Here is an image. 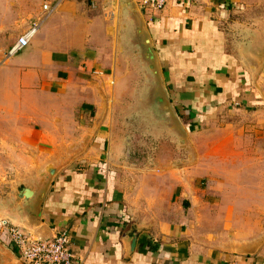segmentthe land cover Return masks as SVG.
<instances>
[{"label":"crops","instance_id":"0c3cea01","mask_svg":"<svg viewBox=\"0 0 264 264\" xmlns=\"http://www.w3.org/2000/svg\"><path fill=\"white\" fill-rule=\"evenodd\" d=\"M132 1L180 122L193 129L205 119L207 136L229 143L208 156L207 186L163 152L151 166L120 161L119 107L137 105L120 95L135 87L127 73L139 61L121 0H0V150L8 167L36 177L62 164L39 227L15 196L21 179L0 195V220L44 236L67 229L74 264H264V211L247 187L259 182L244 177L260 149L247 142L264 133V0H167L159 11ZM33 22L29 45L8 56ZM220 115L228 118L216 127ZM222 163L232 172H215ZM0 244L8 264H23L2 233Z\"/></svg>","mask_w":264,"mask_h":264},{"label":"rangeland","instance_id":"374dc122","mask_svg":"<svg viewBox=\"0 0 264 264\" xmlns=\"http://www.w3.org/2000/svg\"><path fill=\"white\" fill-rule=\"evenodd\" d=\"M249 44L250 41L248 40L247 46H249ZM133 64L134 65L131 69L134 71V73H127L130 74L127 83L134 82L135 87L133 89H127L128 92H125V95L120 96L124 98H132L133 102L137 103V105L133 106L135 108L133 112L131 110L125 109V106L123 105L119 107L120 113L122 112V115L120 114L121 117L117 122L119 129L124 130L126 133L124 139L127 146L126 155L123 151L120 161H124L125 163L129 160L131 162L134 161L138 165L147 164L151 166L152 162H154L156 154L158 153L157 151L163 152L167 155L165 156V159L168 166L178 169L188 168V170H186L187 175H196L197 179L199 180V184H202V187H206L208 183L206 176L207 171L209 170L207 167L208 156L212 155L211 159L215 155L222 156L224 149L228 151L229 143H227L224 147L222 136H219V138L208 137L207 129L211 128L212 125L208 126V121L205 119H203L202 125L197 126L198 128L194 127L193 129H188L187 126H183L181 123L187 134L183 143L180 142L181 139L178 137H170L168 136L170 134L167 135V132L158 131L159 128L156 127V124L153 122L149 120H140L142 119V112L140 111L141 106H139V104L142 105V107L143 105L146 106L142 98L145 96H154L156 82L152 75L144 74L146 72L142 71V66L139 65V62H133ZM147 85L150 86V93H148ZM226 118H228V116L220 115L218 119L219 121L216 122L215 126L219 127L218 123ZM247 144H257L260 147V149L257 151L258 153H248L247 160L249 164L250 162L251 164L249 165L250 168L245 170L244 177L249 180H255L259 182L257 185L254 183L255 185L249 184L247 187H251L253 189V196H256L258 205L262 206V210L264 211V133L260 137V142L257 141V143H254V141H252V143H250L249 139ZM217 145L218 148H216ZM121 146L125 147L123 144H121ZM167 146H169V150L166 148ZM208 146L211 148L214 147L213 153H208ZM216 150H219L220 152L216 153ZM168 155H170V157ZM8 165L9 163L7 162L5 152L0 150V195H5L6 192L13 191V189H11V183H14L13 180H23V182L19 183V185H14L16 188H21L24 183L31 181L34 177H36L34 175V171L27 169H12L11 167H8ZM220 167V170L216 168L214 171L221 176L223 173H227L229 171L232 172V169L229 167L223 169V163L220 164ZM236 175H238V172ZM5 178L8 181H5Z\"/></svg>","mask_w":264,"mask_h":264},{"label":"water","instance_id":"95a60500","mask_svg":"<svg viewBox=\"0 0 264 264\" xmlns=\"http://www.w3.org/2000/svg\"><path fill=\"white\" fill-rule=\"evenodd\" d=\"M121 1L123 3L122 6L130 12L131 17L134 20V29L130 41L139 51L138 62L144 67L146 74L152 75L156 82L154 96H145L142 98L146 106L143 105L142 107V105L139 104V106H141L140 111L142 112L141 118L156 124V127L159 128L158 131H165L167 134L173 135V137L180 138V142L183 143L187 134L172 107L171 100L164 86L158 58L152 47L149 34L144 28L143 20L132 0ZM256 59L258 63L262 65L264 61V43L258 50ZM147 88L148 93H150V86L147 85ZM61 165L62 164H59L58 166L48 165L39 177H35L36 182L34 181L35 178H33L31 181L24 183L21 188L15 189V196L17 200L22 201L23 211L26 212L28 223L32 228H37L41 225V206L49 186ZM139 231V228H135L127 239L128 251L134 249ZM44 237L49 238L50 234L45 235ZM4 249L5 248L0 244V264H8L10 262V259H6L4 255Z\"/></svg>","mask_w":264,"mask_h":264},{"label":"built area","instance_id":"2783aa9c","mask_svg":"<svg viewBox=\"0 0 264 264\" xmlns=\"http://www.w3.org/2000/svg\"><path fill=\"white\" fill-rule=\"evenodd\" d=\"M167 0H142V9L159 11L164 8ZM54 7L44 4L43 9L50 12ZM37 22L18 36L8 51V56L24 50L36 32ZM4 234L16 248L23 264H74L75 254L70 250L71 236L67 229L56 230L49 238L36 234L28 229L7 224L0 220V235Z\"/></svg>","mask_w":264,"mask_h":264}]
</instances>
